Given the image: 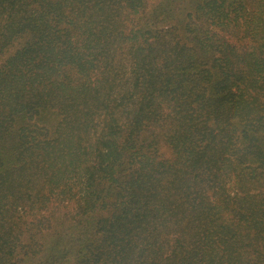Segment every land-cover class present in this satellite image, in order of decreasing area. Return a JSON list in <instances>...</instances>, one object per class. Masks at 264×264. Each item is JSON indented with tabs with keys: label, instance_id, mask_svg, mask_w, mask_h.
I'll return each instance as SVG.
<instances>
[{
	"label": "trees",
	"instance_id": "obj_1",
	"mask_svg": "<svg viewBox=\"0 0 264 264\" xmlns=\"http://www.w3.org/2000/svg\"><path fill=\"white\" fill-rule=\"evenodd\" d=\"M0 59V264H264V0H0Z\"/></svg>",
	"mask_w": 264,
	"mask_h": 264
},
{
	"label": "rangeland",
	"instance_id": "obj_2",
	"mask_svg": "<svg viewBox=\"0 0 264 264\" xmlns=\"http://www.w3.org/2000/svg\"><path fill=\"white\" fill-rule=\"evenodd\" d=\"M70 195L72 194L67 193V195L62 196L63 198H67L65 201L51 203L47 210L42 212L40 216V213H37V211H32V213L19 212L16 214L18 216L17 221L19 222V226L17 227L20 229L19 232L21 230L25 231L21 236L25 239L26 245L32 247L36 243V248L41 249L37 241L40 243V241L48 240L51 234L56 232L58 228L69 227L72 221L76 217L78 218V209L75 203L72 202V199H70ZM36 220L44 222L43 226H36Z\"/></svg>",
	"mask_w": 264,
	"mask_h": 264
}]
</instances>
